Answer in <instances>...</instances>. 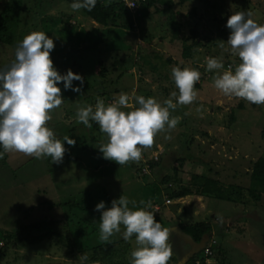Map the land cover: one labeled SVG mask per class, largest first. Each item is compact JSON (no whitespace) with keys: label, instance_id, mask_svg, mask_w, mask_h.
Returning a JSON list of instances; mask_svg holds the SVG:
<instances>
[{"label":"rangeland","instance_id":"1","mask_svg":"<svg viewBox=\"0 0 264 264\" xmlns=\"http://www.w3.org/2000/svg\"><path fill=\"white\" fill-rule=\"evenodd\" d=\"M8 1L0 0V13ZM27 1L26 8H33L35 13L38 3ZM163 1L168 4L165 12L141 16L140 21V9L134 11V7L127 5L131 0L126 1L131 9L128 14L133 15L137 27L134 31L113 29L109 41L105 40V31L99 25L80 10L74 12L66 1L58 0L48 8V17L45 13L37 15V31L54 40L55 47L50 53L54 67L61 75L71 70L85 82H72V87H79L80 92L64 89L63 82L58 84L64 102L48 122L58 139L63 141L65 136H71L76 141L71 146L76 149V155L72 157L74 149L70 150L65 142L69 150L64 155L66 160L63 157L59 164L52 163L50 157L36 159L19 152L6 153L0 159V231L14 232L21 239L15 244L0 240V264H94L92 252L102 244H118L119 262L130 264L135 237L125 241L123 226L110 242H102L99 239L101 215L78 210L72 213L67 207H58L60 203L73 202L95 209L103 201L108 208L120 195L135 201L137 207L142 200L159 204L158 209L157 206L153 209L155 218L171 230L169 242L173 256L169 264H264V197L260 203L247 205L198 195L169 201V189H179V185L166 187L153 182L160 173L173 176L172 169L176 167L186 174L214 177L226 186L248 188L253 163L264 157V140L260 136L264 128V105L223 95L214 87V77L230 65L234 71L241 62L227 44L228 17L238 11H251L252 18L264 24V0H193L182 5L178 0ZM61 13L73 15L75 19L61 18L53 24L49 21L51 16L57 18ZM73 25L78 27L74 32ZM88 30L96 34L86 35ZM25 36L14 38L10 46L0 43V69L11 65L16 48ZM184 46H191V58H183ZM60 48L63 51L57 52ZM135 54L149 56L151 65L145 66L146 71L137 65L132 67ZM209 57L222 58L224 68L208 71ZM154 64H158L157 72L152 69ZM182 65L197 68L201 79L195 85L196 101L178 104L174 111L170 110L172 117H180L177 126L159 133L154 145L143 150L139 162L121 166L104 159L98 147L107 142V136L97 132L94 136L98 143L88 139L91 130L77 122L78 108L87 105L95 108L97 98H102L107 106L121 93L132 98L124 111L138 106L135 96L154 97L163 102L171 92L178 94L171 70ZM101 71L106 74L105 79ZM181 157L186 161H178ZM95 162L99 166L97 170H94ZM156 162L161 167L152 169L150 164ZM139 170L143 176L137 174ZM181 178L182 183H188L185 176ZM161 187L167 188L166 192ZM46 219L57 222L51 232L43 229L29 234L21 229ZM81 221L87 226L86 232L79 228ZM203 221L214 225L213 238L205 244L208 247L213 242L209 255H204L202 243L193 241L181 227V224ZM40 235L45 238L38 240ZM30 236L35 239L27 240ZM83 254L90 259L81 261ZM101 264L115 263L102 261Z\"/></svg>","mask_w":264,"mask_h":264},{"label":"clouds","instance_id":"2","mask_svg":"<svg viewBox=\"0 0 264 264\" xmlns=\"http://www.w3.org/2000/svg\"><path fill=\"white\" fill-rule=\"evenodd\" d=\"M96 3L97 0H75L71 8L74 12L81 9L91 12ZM252 16L251 11H238L228 17L227 44L241 62L234 71L230 65L222 73L218 72L214 87L225 96L264 105V24L257 23ZM54 47V40L46 33L33 31L17 46L11 65L0 69V146L3 147L0 159L5 153L19 152L36 159L50 157L52 163L59 164L67 151L65 142L69 146L76 145L68 136L61 141L48 127L52 113L64 102L58 84L63 82L64 89L80 92L79 87H72V82L83 83V78L71 70L64 75L57 71L50 56ZM220 47H224L223 41ZM206 66L208 71L224 68L222 58L209 57ZM171 76L178 94L171 92L163 102L154 97L135 96L138 106L124 111L132 98L121 93L107 106L102 98H97L95 108L92 105L78 108V123L91 128L90 121H94L107 136V142L98 147L104 159L121 166L139 162L143 150L154 145L159 133L177 126L180 117H172L170 110L174 111L178 104L189 105L196 101L195 85L201 79V72L197 68L176 66ZM140 205L137 207L136 202L125 195L113 199L107 209L103 201L99 202L95 207V211L101 212L99 239L110 242L123 226L125 241L135 237L130 264H169L173 256L169 242L171 230L156 220L151 201L142 200ZM218 219L222 222V218ZM80 259L86 261L88 255L83 254ZM94 264L101 262L97 260Z\"/></svg>","mask_w":264,"mask_h":264},{"label":"trees","instance_id":"3","mask_svg":"<svg viewBox=\"0 0 264 264\" xmlns=\"http://www.w3.org/2000/svg\"><path fill=\"white\" fill-rule=\"evenodd\" d=\"M63 1H66L69 7L73 2H75V0H63ZM132 1H134L133 4L135 5L134 11L140 9L139 21L141 16L146 17L153 12L157 14H161L165 12L166 8L168 7V4L165 3L163 0H132ZM190 1L193 0H178V2L181 5ZM56 2H58V0H35V3H38V5L36 6V8L34 7L36 10V12L34 13V11L32 10L33 8L31 7L26 8L27 4L29 3L27 0H9L6 3L4 10L0 13L1 15L0 43L10 46L14 38H17L18 36L21 37L24 35H28L31 33V31L32 32L37 31L38 23H39V19H37V15L40 14L41 16V13H45L46 16L48 17L49 15L46 13V10L51 6H53ZM125 3L126 2L122 0H111L110 2H106L105 0H97L96 6L92 9L91 12L87 11L86 9H81L79 12L81 14H84L86 17H88L97 25H99L101 27V30L103 29V31H105V40L107 39L109 41V39L113 35L112 33L113 29L122 28V29L134 31V29L137 27L136 22L133 20V15L128 14V11L129 10L131 11V9ZM61 18L64 19L65 21L68 20L73 21V18L75 19V16L61 13V15L57 18L51 16L49 21L51 20L53 24V22L61 21L62 20ZM77 29L78 27L76 25L72 26L73 32L76 31ZM94 33L95 32L92 30L85 31L86 35H90ZM116 38L117 36L114 37V39ZM191 49H192L191 46H184L182 52V56L184 59H188L192 57ZM62 51L63 48L57 50V52H62ZM135 57L137 58L136 60ZM138 57L139 54H135L133 56L132 67L137 65L139 69H142V71L144 72L146 71L145 66L151 65V60L149 56H143L139 58ZM157 59L159 60V58ZM176 64L178 65L179 63L176 62ZM183 67L184 65H182L181 68ZM152 69L154 72H157L158 64H154ZM104 72L106 73L105 69ZM101 75L104 77V79L105 77H107L106 74H104L102 71H101ZM84 83L85 82H83L82 84ZM106 83H108V81L104 82L103 86L106 87ZM240 106L243 107L242 105ZM90 123L92 124V127L90 128L91 132L88 134V139H91L93 140V142L95 141L96 143H98L97 139H95L94 134L97 132L100 133L99 125L94 121H90ZM260 136L264 140V128L262 129ZM69 138H71V136ZM83 144L85 146L86 142H84ZM80 145H82V143ZM65 148L69 150V148L67 147ZM72 149H74V151H72V157H73L74 155H76V149L71 147L70 150ZM81 149H84V147H82ZM0 152H3L2 146H0ZM184 156L187 157L185 153ZM64 160H66L65 157ZM75 160H77V158H75ZM178 161H181L183 163L186 160L183 157H181ZM160 162L158 163L156 162V164L152 163L150 164V167L152 169L157 166L161 167L159 164ZM94 166H95L94 170H97L99 167L96 162ZM172 171H173L172 173L173 176L165 174V176L163 177L160 176L159 177L160 179H156L157 177L156 176L155 179L153 180V182H156L157 184H161L162 186L165 185L166 187H171L173 184L179 185L180 188L179 189L177 188L178 190L174 188L169 189L167 194L168 195L167 200L169 201L182 199L188 196L198 195L201 197H209L210 199H215L218 201L229 202L234 205H239V204L247 205L249 203H255V204L260 203L264 197V157L259 158L257 161L253 163V168L250 174V182L247 189H244L242 188V186H238L234 184L226 186L224 183L220 182V180H217L216 178L207 175H202V174L193 175V174H186L184 172H179L178 168L176 167H174ZM137 172L138 175L143 176L141 170ZM182 176L183 177L185 176L186 180H188L187 184H184L180 181L182 179L181 178ZM149 180L148 182H150ZM161 188L166 192L167 188H163V187ZM164 196L166 197V193ZM157 205H158L157 203L152 204L151 210L153 211V208ZM58 207H62V208L67 207L68 210L71 211L72 213L78 210L77 212L85 211V212H93L95 214L101 215V212L95 211V209L82 207L73 202L60 203L58 204ZM81 222L79 228L84 229L86 232L87 226L86 225L84 226L83 222L82 223ZM56 223L57 222L55 221H51V220L47 221L46 219L28 226H23L24 228L21 229L22 231L26 230L29 234H32L37 230H43V229H48L51 232L56 227ZM181 227L185 232H187L190 235L193 241H196L199 244L202 243L203 247L204 246L206 247L205 244H207L208 240L213 238L214 225L211 222L203 221L191 225L181 224ZM17 237H18L17 234H15L14 232L0 231V240L11 241L12 244H15L19 240H21L19 237L18 238ZM37 238L38 240H42L45 237L40 235ZM34 239L35 238H33V236L27 238V240L30 241ZM118 246H119L118 244H107V245L102 244L97 246L96 248L94 247L91 258L93 259V261L99 260L101 263L102 261H106L115 264H126L124 263L125 261L119 262L120 254L118 251ZM86 251L87 250L85 248L84 252ZM201 252L204 253V249H201ZM194 257H196V255L191 257L192 261L194 260Z\"/></svg>","mask_w":264,"mask_h":264},{"label":"built area","instance_id":"4","mask_svg":"<svg viewBox=\"0 0 264 264\" xmlns=\"http://www.w3.org/2000/svg\"><path fill=\"white\" fill-rule=\"evenodd\" d=\"M122 1H128V0H122ZM134 1H132L131 0V2H127V5H129V6H131L132 8L135 6L134 4ZM159 207H157V209H158ZM212 245H213V242H212V244H209V246L208 247H206L205 249H204V254L206 255H209V254H212L211 253V247H212Z\"/></svg>","mask_w":264,"mask_h":264},{"label":"crops","instance_id":"5","mask_svg":"<svg viewBox=\"0 0 264 264\" xmlns=\"http://www.w3.org/2000/svg\"><path fill=\"white\" fill-rule=\"evenodd\" d=\"M160 176L163 177V176L161 175V173H160ZM156 179H160L159 176H157ZM157 207H158V206H157Z\"/></svg>","mask_w":264,"mask_h":264}]
</instances>
